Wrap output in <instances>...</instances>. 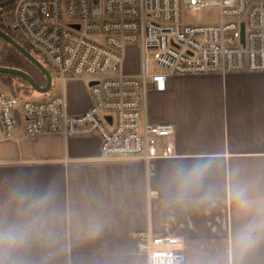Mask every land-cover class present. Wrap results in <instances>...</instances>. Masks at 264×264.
<instances>
[{
    "label": "crops",
    "instance_id": "1",
    "mask_svg": "<svg viewBox=\"0 0 264 264\" xmlns=\"http://www.w3.org/2000/svg\"><path fill=\"white\" fill-rule=\"evenodd\" d=\"M85 84L66 82L69 114L89 108ZM0 89L9 94L1 80ZM15 117L12 138L0 124V223L29 224L30 239L4 264H147L138 248L146 232L178 238L182 264H264V240L245 253L234 246L240 228L264 216V72L174 75L148 91V122L175 129L174 154L151 170L141 159L100 160L97 135L27 139L19 105ZM201 161L202 184L177 199L172 170ZM44 192L52 198L42 209L22 199Z\"/></svg>",
    "mask_w": 264,
    "mask_h": 264
},
{
    "label": "built area",
    "instance_id": "2",
    "mask_svg": "<svg viewBox=\"0 0 264 264\" xmlns=\"http://www.w3.org/2000/svg\"><path fill=\"white\" fill-rule=\"evenodd\" d=\"M0 24L47 62L61 93L17 99L0 89V124L12 138L23 116V137L97 135L99 159L153 161L174 154V126L146 118L148 91H164L169 76L264 72V0H14ZM216 9L217 20L193 23L183 11ZM138 71L125 68L128 46ZM152 51L150 58L147 52ZM151 61L160 70L149 71ZM85 81L91 104L69 114L68 81ZM53 82V79H52ZM89 82H94L88 85ZM147 264H182L176 237L138 234Z\"/></svg>",
    "mask_w": 264,
    "mask_h": 264
},
{
    "label": "clouds",
    "instance_id": "3",
    "mask_svg": "<svg viewBox=\"0 0 264 264\" xmlns=\"http://www.w3.org/2000/svg\"><path fill=\"white\" fill-rule=\"evenodd\" d=\"M208 167V163L204 161L176 166L169 178V183L174 189L173 195L177 199H183L198 188L207 174ZM51 198L50 192L22 195V199L27 200L30 207L35 209L46 207ZM237 198L247 203L242 199V192L237 193ZM29 239V224L0 223V264H4L2 257L5 254L24 246ZM262 240H264V216L243 225L234 237V246L237 251L245 253L254 249Z\"/></svg>",
    "mask_w": 264,
    "mask_h": 264
},
{
    "label": "trees",
    "instance_id": "4",
    "mask_svg": "<svg viewBox=\"0 0 264 264\" xmlns=\"http://www.w3.org/2000/svg\"><path fill=\"white\" fill-rule=\"evenodd\" d=\"M5 0H0L3 2ZM13 3L10 5L0 8V9H9L11 8ZM0 29L6 32L9 36L15 39L19 44H21L26 50L32 53L46 68L47 62L46 60L39 55L34 49H32L28 44L24 43L21 39H19L16 35L9 32L6 28H4L0 24ZM0 66L4 67H12L19 70H22L29 74L32 79L36 82V84L40 87H44L46 85L45 75L27 58H25L21 53H19L14 47L6 43L0 38ZM0 80L8 86L9 95L17 98V99H29L34 90L29 85V83L21 77L16 75L0 73ZM53 86L46 93H40L42 97L40 99L46 98L50 96L52 93Z\"/></svg>",
    "mask_w": 264,
    "mask_h": 264
},
{
    "label": "rangeland",
    "instance_id": "5",
    "mask_svg": "<svg viewBox=\"0 0 264 264\" xmlns=\"http://www.w3.org/2000/svg\"><path fill=\"white\" fill-rule=\"evenodd\" d=\"M218 18V12L216 9H203L199 11H183L182 12V20L184 21H191L193 23H208V22H213L217 20ZM152 54V51L147 52V57L150 58ZM139 61H140V56L139 52L137 51L135 46H128L127 48V54H126V61H125V68L126 70L130 72H136L139 67ZM147 69L149 71H154V70H160L159 67L154 65L151 61L147 62ZM53 79V84L55 90L60 89V83L56 79L55 75H52ZM85 83V81H83ZM86 85V84H85ZM30 98H36L40 99L42 95L40 93L34 91L32 92V95L29 96Z\"/></svg>",
    "mask_w": 264,
    "mask_h": 264
},
{
    "label": "water",
    "instance_id": "6",
    "mask_svg": "<svg viewBox=\"0 0 264 264\" xmlns=\"http://www.w3.org/2000/svg\"><path fill=\"white\" fill-rule=\"evenodd\" d=\"M13 1L14 0H5L3 2H0V8L10 5ZM0 38L14 47L19 53H21L25 58L32 62L45 75L46 85L44 87L38 86L29 74L16 68L0 66V73L12 74L23 78L29 83L32 89L38 93L48 92L52 85V78L49 70L32 53L26 50L21 44H19L15 39H13L1 29ZM93 83L94 82H89L88 85H92Z\"/></svg>",
    "mask_w": 264,
    "mask_h": 264
}]
</instances>
